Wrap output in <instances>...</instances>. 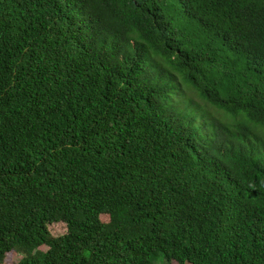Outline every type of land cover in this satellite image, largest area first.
Listing matches in <instances>:
<instances>
[{"label":"trees","instance_id":"obj_1","mask_svg":"<svg viewBox=\"0 0 264 264\" xmlns=\"http://www.w3.org/2000/svg\"><path fill=\"white\" fill-rule=\"evenodd\" d=\"M11 251L264 264V0H0Z\"/></svg>","mask_w":264,"mask_h":264},{"label":"rangeland","instance_id":"obj_2","mask_svg":"<svg viewBox=\"0 0 264 264\" xmlns=\"http://www.w3.org/2000/svg\"><path fill=\"white\" fill-rule=\"evenodd\" d=\"M101 219L104 222L108 221V216L107 215H101ZM50 233L53 236H61L66 232V225L63 222H57V223H52L48 226ZM41 249L46 250L47 248L45 246H42ZM21 258V255L11 251L8 252L5 256L4 259V264H12L17 261H19ZM155 264H177L175 261H171L170 263H163L161 261H156Z\"/></svg>","mask_w":264,"mask_h":264}]
</instances>
